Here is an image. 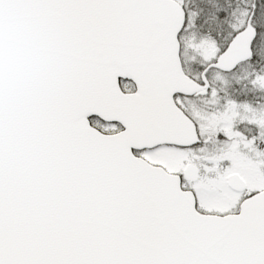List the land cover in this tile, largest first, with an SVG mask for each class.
I'll list each match as a JSON object with an SVG mask.
<instances>
[{
  "label": "snow or ice",
  "instance_id": "1",
  "mask_svg": "<svg viewBox=\"0 0 264 264\" xmlns=\"http://www.w3.org/2000/svg\"><path fill=\"white\" fill-rule=\"evenodd\" d=\"M0 264H264V0H0Z\"/></svg>",
  "mask_w": 264,
  "mask_h": 264
}]
</instances>
